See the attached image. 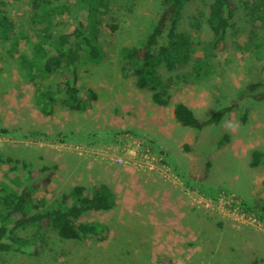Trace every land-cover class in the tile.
I'll return each instance as SVG.
<instances>
[{"label":"rangeland","instance_id":"1","mask_svg":"<svg viewBox=\"0 0 264 264\" xmlns=\"http://www.w3.org/2000/svg\"><path fill=\"white\" fill-rule=\"evenodd\" d=\"M45 1L49 7L58 8L51 27L55 35L71 32L78 20L86 18L82 0ZM251 1L234 0L237 12L227 35V45L221 52L205 49L212 40L204 16L208 1L193 0L184 10L180 30L194 38L193 61L205 59L207 64L203 68L205 74L197 82L192 80L194 72L190 65L174 72L161 70L162 77L171 80L169 91L173 103L192 105L194 110L191 109L200 118L209 116L217 106L238 104L225 114L219 125L202 131L175 124L177 127L168 120L171 129H183L182 136L170 143L154 142L147 133L143 135V131L130 123L133 117L127 111L129 107L120 100L109 103L107 111L106 105L93 106L95 98L90 95L96 89L113 88L112 93L121 96H130L135 91L131 94L133 98L137 93L134 77L125 76L121 71L120 52L123 47L136 45L148 36L162 11L161 0H107L108 11L99 17V42L104 55L99 62H91L83 54L78 63L79 86L86 109L72 111L66 106L65 97H61L53 112L47 115L42 111L40 93L60 82L62 74L48 76L38 67L31 68L21 61L37 42L33 24L35 5L31 0H0L1 9L12 26L7 34L0 31V190L5 186L18 189L31 184L36 188L33 193L36 201L50 205L60 201L76 185L93 187L102 173L107 174L108 168L130 171L136 177L146 174L145 177L154 181L160 175L156 169L166 165L179 179L175 183L177 196L190 210L193 220V230L187 226L178 228L173 231V238L166 239L165 246L156 242L153 248L152 244L149 247L145 244L148 242L144 238L149 233L144 237L142 227L134 231L125 228L122 235L128 236L130 242L125 237L117 240L118 233H122L117 232L118 215L91 212L82 220L107 224L109 234L105 241L62 240L54 231H39V236L44 235L40 239L44 245L40 255L0 254V264H264L263 230L252 225H235L221 211L191 205L190 196L185 195L191 190L213 199L222 193L234 194L243 203L264 205V160L260 166L250 165L252 152L264 151V101L249 98L237 101L239 91L250 84L264 82V25L253 22L247 6ZM260 15L264 17L263 6ZM111 25L117 29H111ZM138 93L141 105L149 107L147 111L156 117L154 126L166 125L173 103L162 107L153 102L150 91L139 89ZM209 141L212 146L205 148L207 152L203 154L201 147H210ZM191 142L195 144L190 146ZM140 143L150 148L160 162L149 174V170L144 172L135 165L116 162L125 156L124 148L135 151ZM183 154L191 158H182ZM177 161L182 164L181 168L173 165L176 162L180 167ZM33 173L38 177L34 178ZM249 213L264 222L255 211ZM135 219L142 221L141 216ZM189 219L184 218V223ZM32 232L35 230L29 228L20 234Z\"/></svg>","mask_w":264,"mask_h":264},{"label":"trees","instance_id":"2","mask_svg":"<svg viewBox=\"0 0 264 264\" xmlns=\"http://www.w3.org/2000/svg\"><path fill=\"white\" fill-rule=\"evenodd\" d=\"M31 1L35 5L33 24L37 42L27 55L21 57V61L31 68L38 67L48 76L62 74L60 82L40 93L42 111L46 115L51 114L61 97H65L64 102L70 110L83 111L87 103L81 97L78 63L83 54L91 62H99L104 55L103 46L99 42V17L108 11L107 0H82L86 18L78 20L71 32L58 35L51 31L52 20L58 8L49 7L45 0ZM191 1L193 0H161L162 11L148 36L136 45L123 47L120 52L122 73L125 76H133L135 86L140 90L150 91L153 102L162 107H168L173 103L169 91L172 86L171 80L167 81L162 77V69L174 72L190 65L194 72L192 80L195 82L205 74L203 68L207 61L205 59L193 61L194 38L190 33L180 30L181 16ZM207 1L204 16L212 33V40L208 41L205 49L211 50L212 53L221 52L227 45V35L232 28L237 7L234 0ZM247 6L252 12L253 22L264 25V17L260 15L264 0H252ZM110 28L115 30L117 26L111 25ZM11 30L10 21L0 5V31L7 34ZM90 95L96 97L94 93ZM245 98L264 101V82L250 84L239 91L237 101ZM237 104L238 102H234L225 108L217 106L218 108L209 116L200 118L185 103L177 101L173 103L174 118L183 127L202 131L208 126L219 125L225 114L231 112ZM251 156L250 165L256 167L263 163L264 151L254 150ZM7 161L10 162L11 159ZM45 170L50 172L48 169L43 171ZM33 174L34 178L38 177L37 173ZM35 190L31 184L18 189L5 186L0 190V254L14 252L40 255L44 250L40 239L44 235L39 236L38 232L45 230L54 231L62 240L94 239L102 242L108 238L107 224L82 220L91 212L105 213L115 208V195L108 185L104 183L95 184L93 187L76 185L63 194L60 201L50 205L37 202L33 195ZM243 207L248 212L255 211L259 218L264 219V205L258 202L251 204L244 202ZM218 225L222 227L221 223ZM29 228L36 233L20 234L21 230Z\"/></svg>","mask_w":264,"mask_h":264},{"label":"crops","instance_id":"3","mask_svg":"<svg viewBox=\"0 0 264 264\" xmlns=\"http://www.w3.org/2000/svg\"><path fill=\"white\" fill-rule=\"evenodd\" d=\"M112 90H114V88L94 90V94L96 97L93 102V106H95V104L99 107L106 105L108 111L110 110L109 103H113L114 99L120 100V102H123L126 106L129 107L127 108V111H130L131 113L129 114L133 117L132 121L130 120V123L134 124V126H137V129L143 131L141 132L143 133V135H146L147 133L148 138L154 142L166 141L171 143L172 139H174L175 137L182 136L180 133L183 129H180L179 127L176 130L175 127V130H173L167 122L168 120H170L174 123V126L179 125L174 118V107L172 108L171 117L166 118V125H164L163 127L157 126L159 127L157 128L154 126L156 124H154V122H156V117L148 112L149 107H147L145 104L141 105V95L140 93H138L139 89H136L137 93L133 96V98H131V94L133 95L135 91H133L130 96H126L124 94L121 96V94H116L114 92L113 95ZM187 106L194 110L192 105L188 104ZM108 116L111 118L110 114H108ZM125 122L127 123L128 121ZM156 128L158 132L156 131ZM159 138L161 140H159ZM196 138L199 137L197 136ZM188 144L192 146L195 143L191 142ZM209 146L210 147H208V145H204V147H201V152L203 154H206L207 150L211 148L212 144L210 143V141ZM188 156L191 158V156L188 154H183L182 158H186ZM177 162L180 164V167L176 162L173 165L181 168L182 164L179 161ZM262 164L263 163H261L260 165ZM106 172V175L102 173V176L99 177L101 180L98 179L97 184L104 183L108 185L115 195L116 206L110 212L112 214L118 215L117 219H115L117 223V232L121 231L122 233H118L117 237L115 236L117 240H120L124 237L126 238L125 235H122L125 228H128L129 230L131 229L132 231L137 229L140 230L143 228L141 231L144 232V237L146 232L149 233L148 238H144V241L146 240L148 242L145 244H147L149 247L150 243L154 248L156 242H158V245L165 246V241L167 243L166 239H169L171 237L173 238V231L178 228L180 229L183 226H187L186 228H190L193 230V220L192 216L190 215V210L186 207V205L183 204L180 196H177L178 189L175 187V185L166 181L160 182V180L155 178V182H160L157 185V183H155L152 179L145 177L146 174L140 175V177H136L134 175H131L129 173L130 171L127 172L116 167L108 168ZM165 186L169 188H166ZM140 216L142 217L141 223H139V221L137 222L135 219L136 217L140 218ZM188 217L190 218L189 221H185L184 223V218ZM153 232L154 235H152ZM126 239L127 242H130L128 236ZM136 240H139L138 235Z\"/></svg>","mask_w":264,"mask_h":264},{"label":"built area","instance_id":"4","mask_svg":"<svg viewBox=\"0 0 264 264\" xmlns=\"http://www.w3.org/2000/svg\"><path fill=\"white\" fill-rule=\"evenodd\" d=\"M76 150L80 149L78 145H72ZM123 153L125 156H122L116 160V162L124 163V164H132L138 167L142 171H147V174L150 173V169L155 167L156 165H160L159 160H156L153 156V153L150 148L146 147L143 144H139L138 148L135 151L130 150L129 148H124ZM130 156H129V155ZM129 156V157H128ZM130 160V162H129ZM148 164H152L151 167H146ZM167 169H166V168ZM159 172V180L166 181L173 185L179 180L178 177L172 173L169 167L164 165V167L159 166L156 169ZM160 170V171H159ZM185 195L190 196V203L193 206L204 208L210 211H221L223 215L228 216L229 218L233 219L235 225H252L257 227L258 230L264 231V222L257 219L252 213L247 212L243 207L242 200L237 195H227L222 193L216 199L211 197H207L205 195H200L197 190L188 191Z\"/></svg>","mask_w":264,"mask_h":264},{"label":"clouds","instance_id":"5","mask_svg":"<svg viewBox=\"0 0 264 264\" xmlns=\"http://www.w3.org/2000/svg\"><path fill=\"white\" fill-rule=\"evenodd\" d=\"M229 126H231V125H229Z\"/></svg>","mask_w":264,"mask_h":264}]
</instances>
